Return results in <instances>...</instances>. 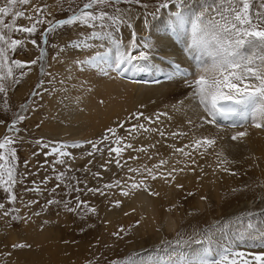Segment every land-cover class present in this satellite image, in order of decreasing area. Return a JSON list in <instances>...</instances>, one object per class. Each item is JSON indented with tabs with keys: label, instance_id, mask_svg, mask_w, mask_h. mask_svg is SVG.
Returning <instances> with one entry per match:
<instances>
[{
	"label": "bare ground",
	"instance_id": "1",
	"mask_svg": "<svg viewBox=\"0 0 264 264\" xmlns=\"http://www.w3.org/2000/svg\"><path fill=\"white\" fill-rule=\"evenodd\" d=\"M210 3L212 0H184V2L176 0L170 2L169 7L160 8L158 14H152L135 5H122L120 6L122 10L130 9L128 16L131 27L121 25L116 37L95 39L104 41L97 44L90 42L92 40L90 37L99 29L89 26L80 28L82 25L80 23H77L75 30H70L68 26V36L59 38L58 43L60 40L61 42L57 53L51 56L46 67L47 77L58 78L55 87L48 94L45 82L42 84L38 90L39 95H35L29 114L25 118L31 135H39L40 140L53 142V146L59 147L62 143L71 145L90 140L98 141L106 129L115 127L117 122L136 123L131 120L132 113L142 112L153 119L157 113H167L161 115L156 124L140 120V123H144L147 127H158L169 133L166 139L160 137L158 133H140L137 134L136 140L132 141L135 147L155 144V148H148V155H151L152 159L149 160L144 153L128 150L124 153L121 162L127 161L128 166L131 167L151 166L164 158L169 162L164 166L165 172L171 170L173 165L177 168L174 173L175 179L168 183L162 179L149 180L150 187L159 195H149L141 190L124 197L116 189L112 191L108 200L119 199L122 201L119 207L109 205L106 208L104 204L98 205L101 218V242H112L114 237L112 233L123 227L124 231L120 235L127 232L124 241L128 250H135L141 259L149 256L165 257L160 252L157 255L147 254V248L165 244L178 236L186 237L188 240L183 251L178 247L182 257L191 256L205 247H210L213 251L212 259H215L221 246L225 245L246 254L264 252V248L259 247L258 243L252 246L254 241L248 238L240 225H234L224 233H216L210 244L207 241L203 244L195 242L205 239V235L197 232L201 227L208 230L207 235L210 229L218 228L224 222L234 221L237 217H244L246 220L248 212L261 213L264 210V129L252 126L251 121L245 122L241 128L225 126L222 130L211 125L198 129L187 123L191 119L195 125L199 123V117L204 115L193 98V89L189 87V83L199 74L196 56L200 55V52L197 49L190 51L189 45L192 23L195 22L201 9L206 8ZM54 7L52 6L50 10L53 11ZM177 15L183 18V23L173 32L172 25ZM83 32L88 34L86 38H75L69 44L63 42L65 37L76 36ZM133 32L136 33L135 39L139 45L136 49L130 48ZM113 41L116 43L114 44ZM145 41L154 47L150 50L144 49L142 45ZM83 42H87L88 46H83ZM77 44L81 46H73ZM117 45L122 46V50H131L133 54L147 51L150 62L160 71H130L126 74L110 71L106 76L87 64L83 67L75 64V61L87 60L97 52H107L114 56ZM26 48L28 49L26 53L31 55L30 42L26 43ZM242 51L249 53L250 49L246 45ZM174 63L181 65L184 73L188 75L177 74L168 79V75L174 72L172 67ZM33 72L34 76L38 72L35 66ZM161 76H165V80L157 81ZM31 78L33 82L35 77ZM28 86L27 83L24 89ZM23 94L24 91L16 96ZM176 131L185 132L187 136L172 137L170 133ZM236 131H247L248 135L241 140L233 141L231 136ZM194 134L197 137L201 134L214 136L217 140L203 157L192 149H186L192 152L196 165H192L189 158L174 152L175 148L191 143ZM118 135H126L125 130L118 129ZM25 144L28 149L29 143ZM89 147L90 145L84 143L79 148L64 150L83 153V149ZM130 156L139 158L128 160ZM105 157L106 160L108 159L104 156V161ZM224 159L232 163L221 165L220 162ZM224 167L229 171H222ZM180 168H184V171H179ZM108 169L112 180L123 178L126 171V169H118L114 162ZM231 172L237 175H232ZM178 184L183 187H177ZM102 203L106 201L102 199ZM257 221H264V216L257 215L253 222ZM30 224L22 223L27 240L53 251L57 242L51 236V229ZM188 227H192L189 234H187ZM261 227H264V223H261ZM238 231L243 233V236L237 235ZM245 244L246 248H243ZM14 261L20 262L17 258Z\"/></svg>",
	"mask_w": 264,
	"mask_h": 264
},
{
	"label": "snow or ice",
	"instance_id": "2",
	"mask_svg": "<svg viewBox=\"0 0 264 264\" xmlns=\"http://www.w3.org/2000/svg\"><path fill=\"white\" fill-rule=\"evenodd\" d=\"M59 2L60 0H57V3ZM70 2H73V0H70ZM170 2L171 0H162L158 4V8L169 7ZM121 3L147 7V5L142 4V0H87L78 10H72V15L55 20L54 18L48 19V17L53 16V13L46 3L39 5V3L32 4V0H6V3L0 6V93L7 96L12 85L18 84L20 78L25 75L23 70L27 68L30 71L31 65L43 62L46 57V52L42 48L39 55L30 61L13 59L10 53L25 48L27 42L26 38H13V32L31 36L37 32V25L47 24L48 27L43 33L46 36L49 33H55L57 29L64 26L80 23L93 29H99V31L92 33L91 39H112L114 31H118L121 25L131 27L130 17L128 16L130 9L122 10L118 7ZM17 5H31L30 11L35 13V16H26L25 11L16 10ZM97 6L99 7L97 8ZM105 7L114 8V11L112 13L104 11ZM94 8H97V10L92 11ZM8 16L13 17L11 23H5V18ZM16 18H26L32 23L30 26H17ZM182 23L183 18L177 15L173 21L172 31L175 32ZM132 35L133 41L130 48L136 49L139 46L135 39L136 33L133 32ZM47 42V39L43 41L45 44ZM113 42L116 43V41ZM30 43L33 46H38L35 39H31ZM246 45L250 49L249 53L242 51ZM73 46L80 47L81 45ZM83 46L87 47V42H83ZM142 46L148 50L154 47L146 41ZM193 49L200 52V55L196 56L199 74L194 81L189 83V87L193 89V98L204 115L199 117V123L195 125H193L191 119L187 123L198 129L204 128L205 125H211L218 130H222L225 126L241 128L245 122L251 121L252 126L264 129V0H212V3L208 4L206 8L201 9L195 22L192 23L189 50ZM75 64L81 67L87 64L106 76L109 75L110 71H115L118 74H126L130 71H160L156 65L150 62L147 51H139L137 54H133L131 50H122L120 45H117L114 56L107 52H97L87 60L75 61ZM14 69L20 70L19 76L16 75ZM41 74H44L43 66H41ZM177 74L188 75V73H182L180 66L177 65L174 72L168 75V79ZM33 95H39V93L34 92ZM161 115H167V113H157L155 119L145 116L142 112L132 113L131 120L136 121V123L117 122L115 127L107 128L98 141L90 140L71 145L62 143L59 147L53 146L51 152L57 153L60 157L70 158L72 154L65 151V148H79L87 143L91 147V151L88 153L89 156H93L97 152L103 156L105 150H107L108 159L101 164L103 170L107 171L108 165L113 162L118 169H126L123 178H115L111 182L95 188H87V192L99 194L106 198L112 194L113 189H117L119 194L124 197H129L141 190L149 195H159L150 187L148 181L162 179L168 183L170 180H174V173L177 171L174 165L171 170L165 172L164 166L168 165L169 162L164 158L151 166L142 165L140 167H131L128 166L127 161H124V163L121 161L124 153L128 150L144 153L149 160L152 159V156L148 155V148H155V144L135 147L132 141H135L137 134L140 133H158L160 137L166 139L169 133L158 127H147L144 123H140V120L143 119L149 124H156L159 122ZM24 119L23 115H17L11 122L0 120V126H4L8 132L16 131L17 122ZM222 121H230V123L225 125L221 123ZM126 125L128 126L126 127ZM118 129H124L126 135H118ZM170 135L181 137L187 136V133L176 131L171 132ZM247 135V131H236L231 136V140L238 141ZM17 142L18 138H12L8 135L0 139V150H2L0 151V187L9 194L10 203L15 202L17 199L12 192V186L16 183L15 162L17 151L15 147L11 146ZM216 143L217 140L214 136L201 134L197 137L194 134L191 143L175 148L174 152L189 158L191 164L196 165L192 152L186 151V149H192L203 157L208 149ZM101 145H104V147H101ZM138 158L137 156H130L128 160H137ZM57 163L65 164L66 161L59 159ZM220 163L224 165L232 163V161L224 159ZM185 167H188V165H185ZM221 170L229 171L226 167ZM179 171H184V168H180ZM231 174L237 175L235 172H231ZM92 175L94 178H102L100 172ZM65 178V173H60L56 177L58 181ZM59 186V183H57L56 188ZM177 187L183 186L178 184ZM73 190L79 191V189ZM53 192H55V189H53ZM189 194L191 195V193ZM201 199H206V197H201ZM75 201L74 207L70 206L71 202L57 201L54 198L48 199L46 203L48 206L63 203L68 212L96 213L97 209L90 206L88 201L81 200L79 196L75 197ZM110 203L112 206L119 207L122 201L115 199ZM125 215H128V213H125ZM257 215L264 216V210L261 213L248 212L246 220L244 217H237L234 221L220 224L218 228L213 227V229H210L209 234L205 235L204 240H196L195 242L203 244L207 241L210 244L216 233H224L230 230L232 226L240 225L248 238L254 241L252 246H256L258 243L259 247L264 248V243H261L264 241V227H261V223H264V221L254 223L253 221ZM8 217L13 220L17 218L11 215L4 203L0 202V218ZM23 219L24 222H27L26 218ZM123 231L124 228L121 227L112 235L122 238L120 234ZM237 235L243 236V233L238 231ZM181 243L185 242L176 241L177 245ZM26 246L30 247L25 244L12 245L13 248ZM4 255H10V253H4ZM212 255V249L205 247L191 256L180 257L169 253L167 258L149 256L139 259V254H137L136 257H129L123 262L113 260L109 264H264V252L246 254L226 245L221 246L215 259H212Z\"/></svg>",
	"mask_w": 264,
	"mask_h": 264
},
{
	"label": "rangeland",
	"instance_id": "3",
	"mask_svg": "<svg viewBox=\"0 0 264 264\" xmlns=\"http://www.w3.org/2000/svg\"><path fill=\"white\" fill-rule=\"evenodd\" d=\"M177 1L184 2V0ZM54 2L53 0H32V4H48L51 10L52 6H55V9L52 11L53 16L48 17V19L54 18L55 20L72 15V10H78L87 0H73V2H70V0H60L59 3H57V0H54ZM160 2L162 0H142V4L147 5V7L135 6L152 14H158L160 11L158 4ZM4 3H6V0H0V6H3ZM122 5L129 4L121 3L118 7ZM97 8H94L92 11H96ZM30 9L31 5H17L16 10L25 11L26 16H35V13H32ZM104 11L112 13L114 8L105 7ZM12 19V16L6 17L5 23H11ZM31 23L32 21L26 18H16L17 26H30ZM68 26H70V30L77 29L75 28L77 24ZM68 26L59 28L55 33H49L46 36L43 33L48 27L47 24L37 25V32L31 36L16 32L12 33L13 38H26L27 42L35 39L38 45L33 46L31 44V55L26 53L28 50L26 47L17 50L15 53H10L13 59L30 61L39 55L42 48L46 52V57L43 62L31 65L30 71L27 68L24 69L25 75L20 78L18 84L12 85L7 96L0 93V120L11 122L17 115H23L26 118L35 97L33 93L38 92L44 82V85L48 88V94L54 89L58 78L55 76L47 77L46 67L51 56L57 53L59 43L61 42L60 40L58 43L59 38L68 36ZM84 26L82 24L80 28ZM118 33V31H114L113 36L116 37ZM87 35L83 32L76 36L65 37L63 42L69 44L75 38L84 39ZM45 39L48 41L47 44L43 43ZM90 42L97 44L104 41L92 39ZM34 66L38 70L35 76L33 72ZM41 66L44 68L43 75H41ZM14 72L19 76L20 70L14 69ZM32 76L35 77L33 82ZM40 79L43 83L40 82ZM27 83L29 86L24 89ZM22 91H24L23 95L16 96V94ZM0 127V139L5 135L18 138V142L11 145L17 151V160L15 162L16 183L12 186V192L17 197L15 202L10 203L9 194L0 187V202L6 205L12 216L17 217L14 220L10 217L0 218V223L3 222L0 224V264H109L113 260L123 262L129 257L137 256L135 250H128L127 244L124 241L127 232L120 235L122 238L114 236L112 242H101V218L100 207L98 205L102 206L104 204L108 208L109 205H112L110 203L112 200H108L110 195L106 198L99 194L87 192L86 189L102 186L112 181L109 169L105 171L101 168V164L104 162L103 157L107 156V153H104L102 156L97 152L93 156H89L88 153L91 151V147H89L84 148L83 153H71L72 156L70 158L60 157L57 153L51 152L53 142L40 140L39 135H31L28 132L25 119L17 122L16 131L8 132L4 126ZM25 143H29L30 147L28 149H26ZM55 146L58 147L57 145ZM59 159H64L66 163H57ZM104 159L106 160V157ZM90 161L91 163L89 164ZM97 172L102 173V178L93 177L92 174ZM60 173H65L66 178L58 181L56 177ZM57 183L60 185L58 188H56ZM53 189H55V192H53ZM73 189H79V191ZM115 190L113 189L112 191ZM77 196L81 200L88 201L90 206H94L97 209L96 213L68 212L64 208L63 203L52 206H48L46 203L48 199L54 198L57 201L71 202L70 206L74 207L76 203L75 197ZM102 199L106 203H102ZM23 218H26L27 223H31L30 225L33 224L32 226H36L37 224L39 227L50 228L51 236L56 240V246L58 247L55 246L54 250L50 251L49 249L46 250L45 246L40 247L37 244L29 242L26 238V232L22 227ZM189 231H192V227H188L187 234H189ZM207 231L205 227L197 229V232L203 235H206ZM174 239L172 238L165 244L147 248V254L157 255L160 252L165 258H167L169 253L173 256L179 255L182 257L181 251H183L188 240L186 237L182 238L180 236L178 238L174 237ZM178 240L184 241L185 244L181 243L177 245L176 241ZM14 244H25L30 247L13 248L12 245ZM169 246L172 247L169 248ZM178 247H180L181 251L178 250ZM243 248H246V244L243 245ZM4 253H10V255H4ZM15 258L21 263H16L14 261ZM138 258L141 259L140 256Z\"/></svg>",
	"mask_w": 264,
	"mask_h": 264
}]
</instances>
